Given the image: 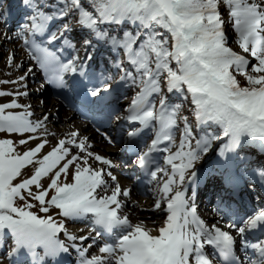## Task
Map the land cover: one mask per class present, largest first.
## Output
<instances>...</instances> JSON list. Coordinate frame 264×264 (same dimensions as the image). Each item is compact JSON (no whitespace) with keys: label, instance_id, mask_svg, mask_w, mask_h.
Returning <instances> with one entry per match:
<instances>
[{"label":"snow or ice","instance_id":"snow-or-ice-1","mask_svg":"<svg viewBox=\"0 0 264 264\" xmlns=\"http://www.w3.org/2000/svg\"><path fill=\"white\" fill-rule=\"evenodd\" d=\"M0 60V264H264V0H0Z\"/></svg>","mask_w":264,"mask_h":264},{"label":"bare ground","instance_id":"bare-ground-1","mask_svg":"<svg viewBox=\"0 0 264 264\" xmlns=\"http://www.w3.org/2000/svg\"><path fill=\"white\" fill-rule=\"evenodd\" d=\"M18 51H19V49H18ZM21 54H22V53H21ZM40 78H41V77H40L39 74L37 73V74H36V79H37V81H38L39 84L42 83V81H41ZM30 81H31V78H30ZM47 92H49V90H48L47 87L45 86V93H46V96H45L44 98L48 100V107H49V108H53V106H55V112H58V113H59V116H58L59 123H58V124L63 123V124L65 125V121L67 120V123H69V124H75V125H78V126H79V125H84V126L87 128V131H88L89 133H91V131H90L89 128H88V125H85L86 122H84V121L78 119V118L76 117V113L69 111V110L67 109V107H66L67 105H66L63 101H61V100H59V99L51 98V97L47 96ZM55 112H54V114H55ZM57 127H58V126H57ZM58 128H59V127H58ZM95 140H96L97 145H98V147H97V150H98V151H105V152H112V153L115 152V151H113V149H110L106 144L100 142L99 139H95ZM140 197H141V198H140ZM149 197H150V194H149V196H145V195H143V194H142V195H141V194L137 195V194L134 192V190H133V198L138 199V200H142L141 203H144L147 207L150 206V203L147 204V203L149 202V201L147 200V198H149ZM206 208H207V207H206ZM206 208H204V209L206 210ZM138 214H139L142 218H147V216H148V215H146V212H140V213H138ZM156 220H158V219H156V218H152V219H148L147 222H148L149 226H151V225H152V222H153V221H156Z\"/></svg>","mask_w":264,"mask_h":264},{"label":"rangeland","instance_id":"rangeland-1","mask_svg":"<svg viewBox=\"0 0 264 264\" xmlns=\"http://www.w3.org/2000/svg\"><path fill=\"white\" fill-rule=\"evenodd\" d=\"M11 47V45L9 46ZM2 60H0V69L3 68V62L1 63ZM31 85V84H30ZM32 87V85H31ZM58 116H59V113H58ZM60 127H63V125H60ZM142 202V200H140ZM148 204V203H147ZM146 215L148 219H152V218H157V216H154L153 214H151L150 212H146Z\"/></svg>","mask_w":264,"mask_h":264}]
</instances>
